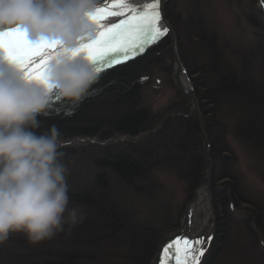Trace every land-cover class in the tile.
I'll list each match as a JSON object with an SVG mask.
<instances>
[{"label": "rangeland", "instance_id": "obj_1", "mask_svg": "<svg viewBox=\"0 0 264 264\" xmlns=\"http://www.w3.org/2000/svg\"><path fill=\"white\" fill-rule=\"evenodd\" d=\"M167 5H169L170 20L166 18L175 31L178 30L176 31L178 43L181 40L185 46V58L182 54L181 57L183 63L184 59L187 60L194 72L191 75L188 72L192 81L199 76L196 72L210 62L212 48L216 47L220 61L224 60L233 66L244 79L253 80L258 85L262 83L264 78L261 59L262 49H264V2L262 0H169ZM254 19L257 22L253 21ZM196 25L197 28L200 27L206 32L204 40L206 44L203 43V47H196L200 45V43L196 44L197 35L199 36L202 32L198 28L197 34ZM212 35L215 36V46H208ZM166 38L169 39L168 34L158 38V41ZM155 43L147 45L145 49L147 50ZM207 47L210 49L208 50ZM168 49H170V40L169 47L152 62L144 73V81H142L144 86L141 102L143 105H148L156 116L166 111L170 103L180 101L177 91L182 92L174 80L175 66L171 49L170 52ZM139 55H135L134 58ZM130 60L132 59L125 62ZM107 69L109 68L104 70ZM261 88L264 89V86ZM235 102L240 101L237 99ZM236 105L238 104L233 102H226L224 106L220 105L225 110V118L217 113L216 121L219 126L222 125L217 133L220 134L224 151L221 152L218 160L213 159V172L217 179L215 181L217 193L224 198L225 202L217 205L212 180L216 217L210 226H214L211 241L209 242V236H207L202 246L204 253L199 264H264V118L259 119L260 125L255 129L259 148L238 133L239 107H235ZM155 128L158 129L159 125H155ZM145 135L146 132L130 138L123 136L102 139L98 135L61 138L64 142L61 149L64 153L62 159L68 168L69 207H77L78 204L74 202L72 194L87 188L99 189L101 187L99 183L109 184L114 196L123 205L129 206L133 213L134 219L129 221L128 225L134 231L126 236L123 246L126 252L130 251L132 245L136 247L138 241H141L137 235L145 234L148 238H152L150 232L158 229L163 233L160 244L163 237L175 231L180 226L182 213L196 189L195 187L192 190L189 182L181 179L174 170L165 169L166 165L156 166L148 171L150 179L148 178L147 182L150 183V187L145 192L155 191V199L140 195L128 187L124 181H118V175L110 167L106 156H101L102 147L116 146L118 142L126 140L137 141ZM232 180L236 181L235 185L240 192L237 200L230 196L229 182ZM151 184L154 186L151 187ZM79 207L82 205L80 204ZM84 213L86 215V211ZM223 224L225 232L222 242H217L215 246L214 243L220 238V229ZM68 235L67 224L64 231L39 243H32L22 232L12 233L7 241L0 244V264H15L16 261L19 264H33L34 261L41 263L52 255H56L54 253H61V246L64 245ZM109 244L110 240L98 242L97 246L102 252L94 253L91 247V254H95L96 261L98 258L101 260L97 263L109 262L103 259L107 256L106 253H109L106 252L109 250ZM114 246L116 249L119 247L115 244ZM92 261L95 259L88 264ZM122 261L128 263L129 259L125 258Z\"/></svg>", "mask_w": 264, "mask_h": 264}, {"label": "trees", "instance_id": "obj_2", "mask_svg": "<svg viewBox=\"0 0 264 264\" xmlns=\"http://www.w3.org/2000/svg\"><path fill=\"white\" fill-rule=\"evenodd\" d=\"M168 6L166 17L170 20ZM259 19L261 20L260 17ZM195 27L198 34L200 27L197 28V25ZM200 30L201 34L199 36L196 34L197 40H195L196 44L200 43L201 46L198 44L196 47H203L205 43L206 32ZM176 31L178 32L177 29ZM214 42L215 36L212 35L207 45L215 46ZM179 44L182 57L185 58V46L181 40ZM168 47L169 39H162L136 58L99 72V79L81 102L73 104L68 101H55L46 114L38 117L40 127L35 131L43 133L55 126L61 133L60 138L67 139L73 136L96 137L97 135L102 139L123 136L130 138L146 132L140 140H126L120 142L121 144L118 142L116 146L102 147L101 156H106L110 167L118 175V181H124L140 195L155 199L154 187L153 193L145 192L150 187V183L147 182L148 171L153 167L166 165L165 169L174 170L181 179L189 182L193 190L203 179L205 162L199 123L190 100L178 90L180 101L170 103L167 110L159 116L141 102L144 73ZM207 49L209 50L210 47ZM212 49L210 62L196 72L199 76L193 81L212 145L211 155L216 161L224 151L220 134L217 133L222 125L219 126L216 120L218 114L222 118L226 117L225 110L220 107L226 102L238 104L235 106L239 107L238 133L244 135L252 144L259 146L255 129L260 125L259 119L264 118V89L261 88L264 86V78L260 85L255 84L253 80L244 79L233 66L224 60V62L219 60L216 47ZM168 51L170 52V49ZM261 59L262 73H264V49ZM184 63L190 75L193 74L186 59ZM237 99L239 103L235 102ZM250 116L252 117L249 119ZM155 125H159V128L156 129ZM212 180L214 198L219 206L225 200L217 193V184L215 185L217 179L214 172ZM235 183V180L229 182L230 196L237 200L240 192ZM99 185L101 186L99 189L87 188L72 194L74 202L78 203L77 207L81 204L84 212L86 211L85 219L71 229L68 227L69 235L61 246V253H54L56 255H52L51 258L41 263L34 261L33 264H88L93 259L97 260L95 252H102L97 246L101 240L102 242L110 240L109 250H106L109 253L103 258L109 262L105 264L152 263L163 233L153 229V232H150L152 238H148L145 234L137 235L141 241H138L136 247L132 245L130 251L126 252L123 249L126 236L134 231L128 225L129 221L134 219L132 210L114 196L109 184L99 183ZM152 186L154 185L151 184ZM223 227L224 224L220 229V238L214 243L215 246L217 242H222L225 232ZM114 244L119 246L118 249ZM91 247L94 250V257L91 254ZM121 257L129 259L128 263L122 261ZM95 261L91 264H99L97 262L101 260L98 258V261ZM15 264L19 263L16 261Z\"/></svg>", "mask_w": 264, "mask_h": 264}, {"label": "clouds", "instance_id": "obj_3", "mask_svg": "<svg viewBox=\"0 0 264 264\" xmlns=\"http://www.w3.org/2000/svg\"><path fill=\"white\" fill-rule=\"evenodd\" d=\"M98 7L100 0H0V33L18 28L32 43L59 45L43 81L0 54V244L17 232L39 243L85 219L82 207H69L61 133L35 130L55 101L78 104L99 79L86 56L73 54L95 38Z\"/></svg>", "mask_w": 264, "mask_h": 264}, {"label": "snow or ice", "instance_id": "obj_4", "mask_svg": "<svg viewBox=\"0 0 264 264\" xmlns=\"http://www.w3.org/2000/svg\"><path fill=\"white\" fill-rule=\"evenodd\" d=\"M161 3L162 0H149L137 6L132 0H102L103 6L92 15L96 24L95 38L81 43L73 54L86 56L98 72L143 54L145 43L158 42V38L168 33L167 26H160ZM108 17L121 19L117 23H101ZM58 49L56 42H30L18 28L0 33V54L17 64L29 79L45 80L47 63ZM203 243L202 238L195 241L183 236L173 238L162 245L158 264H198L204 251L200 247Z\"/></svg>", "mask_w": 264, "mask_h": 264}, {"label": "water", "instance_id": "obj_5", "mask_svg": "<svg viewBox=\"0 0 264 264\" xmlns=\"http://www.w3.org/2000/svg\"><path fill=\"white\" fill-rule=\"evenodd\" d=\"M169 0H162L160 11H161V24L163 27H168V36L170 40V49L172 52V58L174 62V80L177 84V86L182 90L183 94L190 100L192 105V110L194 111L198 123H199V129H200V136H201V142H202V151L203 156L205 160V169H204V177L202 182L196 187L193 193V197L191 201L186 205L183 213H182V220L180 226L175 230L172 231L171 234L168 236L163 237L161 240L155 254V258L153 260L152 264H158V257L161 254V247L162 245H165L167 242L171 241L173 238H180V237H186L189 240L195 241L197 240L196 236L187 237L189 226L192 224V213L194 210V205L196 203V200L200 196H206L208 199L209 205H210V220L211 223L216 217L215 213V206L213 201V193H212V176H213V158L211 155V142L209 139V135L206 130V124H205V118L204 113L201 109L200 100L197 96V90L196 87L189 77L188 70L186 69L181 53H180V47L178 43V35L173 28V26L170 24V22L166 18L165 14V8ZM207 226V225H206ZM204 225V227H206ZM214 226H212V229ZM212 237V234L211 236ZM203 239V238H202ZM204 241V239H203ZM204 244V243H203ZM203 244L200 245V247L203 249ZM204 253V251H203ZM201 257L199 258L198 264L201 261ZM174 264V262H172Z\"/></svg>", "mask_w": 264, "mask_h": 264}, {"label": "bare ground", "instance_id": "obj_6", "mask_svg": "<svg viewBox=\"0 0 264 264\" xmlns=\"http://www.w3.org/2000/svg\"><path fill=\"white\" fill-rule=\"evenodd\" d=\"M132 2L137 6H143V4L149 2V0H132ZM100 6H103L102 3H100ZM120 19L121 17H108L107 19L101 21V23H106V24L117 23L119 22ZM160 26L161 28H163L161 22H160ZM151 43H152L151 41L145 43L144 48ZM191 223L192 224L189 226L187 237L196 236L197 239L203 238L205 242L207 236L210 237L211 234H213L212 231L214 228L212 229V227H210L211 226L210 205L206 196H200L196 200V203L194 205V210L192 213ZM204 225L207 226L204 227ZM155 254H154V258H155Z\"/></svg>", "mask_w": 264, "mask_h": 264}]
</instances>
